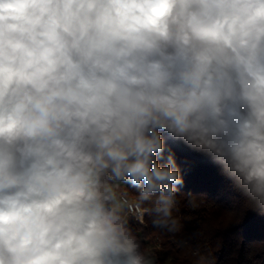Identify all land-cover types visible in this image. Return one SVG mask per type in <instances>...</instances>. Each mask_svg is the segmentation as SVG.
<instances>
[{"label":"clouds","instance_id":"1","mask_svg":"<svg viewBox=\"0 0 264 264\" xmlns=\"http://www.w3.org/2000/svg\"><path fill=\"white\" fill-rule=\"evenodd\" d=\"M177 148L264 216V0H0V264H217Z\"/></svg>","mask_w":264,"mask_h":264},{"label":"trees","instance_id":"2","mask_svg":"<svg viewBox=\"0 0 264 264\" xmlns=\"http://www.w3.org/2000/svg\"><path fill=\"white\" fill-rule=\"evenodd\" d=\"M177 153L191 169L182 192H191L194 198V203L189 205L187 196L178 194L181 207L175 215L185 225L181 235L201 233L191 243L211 248L217 264H264V216L247 207L244 198L232 189L231 182L216 167L197 161L183 149L177 148ZM134 227L144 238L145 251L154 242L161 246V250L152 251L161 264L169 257L170 264H193L195 257L190 247H178L150 222L147 227Z\"/></svg>","mask_w":264,"mask_h":264},{"label":"rangeland","instance_id":"3","mask_svg":"<svg viewBox=\"0 0 264 264\" xmlns=\"http://www.w3.org/2000/svg\"><path fill=\"white\" fill-rule=\"evenodd\" d=\"M156 243H157V242H156ZM156 243L154 242L153 245H150V246L147 248V252L152 253L153 250H157V251L161 250V246H160L158 243H157V244H156Z\"/></svg>","mask_w":264,"mask_h":264}]
</instances>
